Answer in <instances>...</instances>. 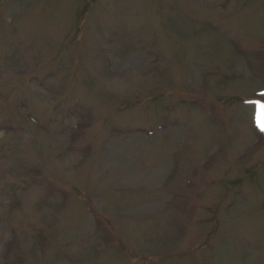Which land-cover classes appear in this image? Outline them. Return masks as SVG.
I'll list each match as a JSON object with an SVG mask.
<instances>
[{"label": "rangeland", "instance_id": "1", "mask_svg": "<svg viewBox=\"0 0 264 264\" xmlns=\"http://www.w3.org/2000/svg\"><path fill=\"white\" fill-rule=\"evenodd\" d=\"M0 264H264V0H0Z\"/></svg>", "mask_w": 264, "mask_h": 264}]
</instances>
